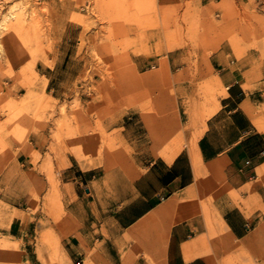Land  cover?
Instances as JSON below:
<instances>
[{"label":"rangeland","instance_id":"obj_1","mask_svg":"<svg viewBox=\"0 0 264 264\" xmlns=\"http://www.w3.org/2000/svg\"><path fill=\"white\" fill-rule=\"evenodd\" d=\"M243 7L236 0H0V58L8 62L0 73L12 82L2 90L0 143L14 142L33 165L30 195L0 199V264H80L65 246L67 178L60 172L68 155L138 174L130 162L150 143L146 119L178 122L182 148L202 135L227 91L213 56L225 43L238 60L242 46L264 45V16ZM15 55L24 60L18 70ZM151 141L156 155L165 149ZM14 200L35 226L28 241L4 234ZM262 231L222 264H264Z\"/></svg>","mask_w":264,"mask_h":264},{"label":"crops","instance_id":"obj_2","mask_svg":"<svg viewBox=\"0 0 264 264\" xmlns=\"http://www.w3.org/2000/svg\"><path fill=\"white\" fill-rule=\"evenodd\" d=\"M236 1L243 12L255 8L264 16V0ZM242 47L239 60L228 43L213 56L227 91L197 140L182 148V137L175 139L178 122L152 126L146 119L150 143L130 162L142 169L138 174L68 155L60 174L67 178L65 246L73 263L151 264L150 254L157 264H222L253 245L264 229V45ZM23 63L18 55L11 59L15 70ZM0 68H8L6 57ZM70 76L67 71V83ZM7 85L12 82L0 73V101ZM151 139L165 149L156 155ZM30 169V155L14 142L0 143V199L6 204L8 196L30 195ZM9 205L16 216L4 234L30 240L35 226L23 214L25 205Z\"/></svg>","mask_w":264,"mask_h":264},{"label":"bare ground","instance_id":"obj_3","mask_svg":"<svg viewBox=\"0 0 264 264\" xmlns=\"http://www.w3.org/2000/svg\"><path fill=\"white\" fill-rule=\"evenodd\" d=\"M12 17H13V12H11V13L5 18V20H4L3 24H2V26H5V24H7V22H9V21L12 19ZM16 25H17V24H16ZM18 26H19V25H18ZM5 27H6V26H5ZM16 28H17V27H16ZM30 83H31V82H30ZM160 138H161V139H165V137H163V136H160ZM176 152H177V151L172 152V154H167L166 157H167L168 159H171V157H172L173 155H175ZM80 161L82 162L81 159H80ZM15 216H16V213L13 214L12 216H10L9 219H10L11 221H13V219L15 218Z\"/></svg>","mask_w":264,"mask_h":264}]
</instances>
